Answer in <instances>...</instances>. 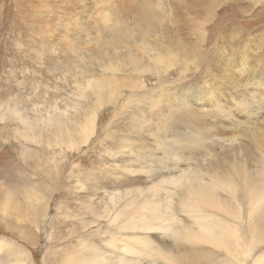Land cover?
Instances as JSON below:
<instances>
[{
	"label": "rangeland",
	"instance_id": "374dc122",
	"mask_svg": "<svg viewBox=\"0 0 264 264\" xmlns=\"http://www.w3.org/2000/svg\"><path fill=\"white\" fill-rule=\"evenodd\" d=\"M143 2L144 0H0V264H14L18 259L15 258L16 255H20L19 258L25 264H58L56 256H61L66 251L73 252L79 246V240L99 243L100 236L96 231L100 225H87V222L95 220L92 210L98 211L103 190L122 189V185L110 187L111 182L127 183L124 179L115 180L105 176L113 171L107 173L104 165H110L114 160L104 157L107 143L103 146L99 144L104 136L105 130L102 129L106 126L114 122L111 129L120 133V130L127 128L128 122L137 120L144 129L139 136H145L150 128L151 131L157 130L154 126L164 121L166 113L161 108L154 109L147 105V99H156L160 94L164 100L161 105L164 107L166 100H179L178 97L192 105L197 102L202 90L215 92V88L219 86L225 95L215 98L228 101L236 95V90L233 88V92L230 89L237 84L235 69L238 70L243 65L247 70L244 69L240 74L249 76L253 72L258 76L264 75V0H151L152 6L158 9L157 13L162 17L159 26H163L172 37V44H179L174 45V50L179 55L182 54L181 59L191 63L189 70L186 71L184 64H180L173 68L171 66L167 72L161 71L158 76H141L140 86L136 91L124 92L127 94L125 107L106 106L105 111H102L97 120V140L93 138L87 146L78 150L69 146L52 150L45 144L48 136L53 140L50 132L45 129L41 134L42 139L36 133H42L43 130L40 129L44 124L47 125L49 119L66 125L74 124L73 118H82L88 107L94 105L95 96L85 90L84 98H80L77 86L85 85L90 77H99L101 63L127 60V53L136 52L135 45L131 42L133 38H126L130 35L133 37L134 32L140 30L135 25L138 21L136 12L141 10ZM97 25L109 38L122 33L126 40L116 41L122 49L118 48L119 44L112 46L115 49H110L114 41L110 39H107L110 46L105 49L108 45L102 43L106 39L95 29ZM159 31L160 27L156 32L147 34L146 41L153 45L160 44ZM126 45L128 49L123 48ZM222 48L227 53L230 51L231 61L226 66L222 65L225 63L220 55ZM94 51L98 53V58ZM117 54L122 57L118 58ZM242 58L243 61H240ZM221 67L223 73L227 74H215L214 79L210 73L218 72ZM218 76L225 84H221ZM246 89L247 92L237 93L228 113L236 114L238 101L249 106L250 96L262 94L259 89H250L249 86ZM205 107L207 109L208 105ZM257 107L259 111L253 107L251 109L259 115L263 114L264 107ZM201 109L197 105L191 108L193 112H202ZM135 114L140 116L133 121ZM225 120L224 118L222 124L224 126L218 128L216 124L213 125L215 134L218 128V137H224L227 144L235 138L240 142L239 149H244L249 140L247 132L242 126V129L230 128L231 124L238 123ZM208 121L219 122L209 118ZM219 123L221 124V120ZM227 123L230 125L229 129H226ZM24 127L28 130L30 127L34 128L28 132L32 139L20 136ZM220 129L222 134L227 132L237 135L232 137L225 134L226 137L221 135ZM228 130H233L236 134ZM176 131L180 129L172 128L171 135H178ZM243 134H247L246 137ZM240 135L243 137H239ZM239 138L242 140L239 141ZM205 145H208L206 140ZM52 151L55 153H51ZM190 151L182 152L178 161H183L184 165L195 163L197 166L195 161L202 155ZM203 158L202 156L206 167L208 161ZM174 162L171 159L164 163H149L145 167L149 171L148 175L153 176L173 170ZM131 179L137 186L140 184L135 180L136 177ZM169 189L172 192L174 188ZM32 193L38 195V203L41 204L28 205ZM4 198L9 205H4ZM173 198L177 200V196ZM90 207L89 213L87 208ZM44 208L47 210L42 218ZM263 251L264 244L256 248L254 254L258 256Z\"/></svg>",
	"mask_w": 264,
	"mask_h": 264
},
{
	"label": "bare ground",
	"instance_id": "6f19581e",
	"mask_svg": "<svg viewBox=\"0 0 264 264\" xmlns=\"http://www.w3.org/2000/svg\"><path fill=\"white\" fill-rule=\"evenodd\" d=\"M157 11L158 9L152 6L151 0H144L141 10L136 12L138 21L135 25L140 30L134 32L133 37L130 35L126 38H133L131 42L135 45L136 52L127 53L129 56L125 58L127 60H117L110 64L101 63L99 77L92 79L90 77L85 85L77 86L80 98H84L83 91L89 90L96 99L93 106L86 108L87 111L82 118H73L74 124L67 123L68 125L51 119H47V125L43 123L42 128L40 127L42 133L36 135L42 139L41 134L45 129L50 132L49 135L53 140L49 136L45 139L48 147L53 150L56 147L69 146L78 150L89 144L93 138L97 140V120L102 111H105L106 106L125 107L127 94L125 95L124 92L136 91L143 75L158 76L161 71L167 72L171 66L173 68L180 64H184L186 71L189 70L191 63L180 58L182 54L179 55L174 50L176 42L172 44V37L163 26H159L162 17ZM159 27L161 43L153 45L146 41L147 34L156 32ZM95 29H98L97 32L106 39L102 42L108 45L105 49L110 46L107 39L114 40L110 49L116 48H112L115 44H119L116 41L126 40L122 33L117 32L118 34L109 38L99 25L95 26ZM121 47L119 44L118 48L122 49ZM123 48L128 49V46ZM221 50L220 55L222 60H225L222 65L226 66L231 61L230 51L227 53L224 48ZM95 54L98 58V53ZM116 56L122 57L118 54ZM240 61H243V58ZM244 69L247 70L243 65L238 70L235 69L237 84L232 85L230 89L234 88L237 95L239 91L247 92L246 87L249 86L250 89H259L262 94L250 96L249 106L238 101L236 114L233 111V114L228 113V108L236 99V95L234 99L230 97L228 101L217 100L215 97L225 95L217 86L215 92L202 90L196 99L197 102L192 105L178 97L180 101L173 98L166 100L164 107L161 105L164 100L160 94L156 99L145 98L147 105L166 111L164 121L154 126L157 130L151 131L150 128L145 136H139L144 129L137 120L133 123L128 122L127 128L120 130V133L111 129L114 122L102 129L105 131H103V140L99 144L103 146L107 143L104 147V157L114 159L112 164L104 165L107 173L113 171L112 174L109 173L111 177L109 174L105 176L115 180L124 179L127 183L111 182L110 187L122 185V189L118 191L113 189L106 191L105 186L106 189L101 192L103 196L100 197L98 211L92 210L95 220L87 222V225L94 223L100 225L99 230L96 231L100 236L99 243L86 239L79 240V246L73 252L66 251L61 256H56L58 264H249L248 262L264 264V251L258 256L254 254L255 249L264 244V113L259 115L251 109V107L259 108L257 105L264 107V75H259L260 78L253 72L249 76L240 74ZM218 73H223V67L210 75L214 78ZM242 79L246 80L240 82ZM219 80L223 85V79L219 77ZM194 105L201 107L202 112H193L191 108ZM206 105H208L207 109ZM136 114L133 121L140 116ZM208 118L219 122L221 120V124L218 121L210 122ZM224 118L230 122L232 120L231 123H238V125H229L230 128L242 129V126L247 132L248 135L243 134L244 137L247 135L249 138L247 144L242 141L246 144L244 149H239L240 142L238 143L235 138L233 140L236 142L227 144L224 137H218L217 134L220 135L218 128L224 126L222 125ZM20 120L22 121V118ZM22 124L25 125V122L22 121ZM214 124L218 127L217 134ZM225 126L229 129L228 123ZM27 127H24V132H20V136L24 139H32L29 138L28 132L34 128L30 127L28 130ZM174 127L180 129L176 131L178 135L174 133L171 135L170 131ZM223 134L226 136L227 132ZM223 134L221 130V135ZM205 140L208 142L207 146ZM188 150L206 158L208 161L206 167L202 156L195 161L197 166L195 163L184 165L183 161H178L182 152ZM219 155L221 157H218ZM171 159L176 162L173 170H166L153 176L148 175L149 171L145 167L147 164L164 163ZM133 176L140 183L138 186L131 179ZM171 187L174 188L172 192L169 189ZM173 196H177V200H174ZM4 200V205H9L7 199ZM39 201L38 195L32 193L27 202L32 206L41 204L38 203ZM44 209L42 218L47 208L45 211ZM90 211L91 207L87 208V212ZM96 220L98 222H95ZM19 256H15L18 259L14 264H25Z\"/></svg>",
	"mask_w": 264,
	"mask_h": 264
}]
</instances>
